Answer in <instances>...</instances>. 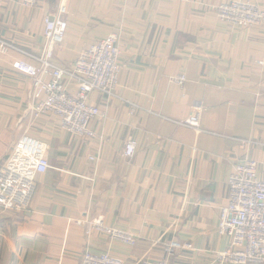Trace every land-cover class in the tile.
Masks as SVG:
<instances>
[{"label":"crops","instance_id":"1","mask_svg":"<svg viewBox=\"0 0 264 264\" xmlns=\"http://www.w3.org/2000/svg\"><path fill=\"white\" fill-rule=\"evenodd\" d=\"M264 0H45L27 8L0 0V165L23 135L47 146L50 168L36 177L30 206L0 215V264H81L106 252L124 264L162 259L170 243L191 244L168 264H212L225 248L216 226L233 166L246 157L264 173V24L232 29L213 7ZM67 22L53 63L70 70L79 52L119 36L120 71L109 101L76 138L52 114L34 117L31 80L16 61L35 65L43 18ZM262 62V64H258ZM183 75L178 86L170 78ZM71 94L75 82H68ZM133 113L130 114V111ZM196 116L199 131L183 125ZM131 160L122 157L127 139ZM92 158V159H91ZM102 218L137 238L133 247L77 226Z\"/></svg>","mask_w":264,"mask_h":264},{"label":"built area","instance_id":"2","mask_svg":"<svg viewBox=\"0 0 264 264\" xmlns=\"http://www.w3.org/2000/svg\"><path fill=\"white\" fill-rule=\"evenodd\" d=\"M45 0H22V5L32 8ZM220 21L232 29L264 24V9L255 4L233 1L217 8ZM1 15V6H0ZM67 22L60 14L43 18V47L39 55H27L35 65L16 61L14 70L31 80V99L34 117L52 114L59 119L60 128L76 138H93L90 122L100 115L97 107L89 103L91 94H99L106 101L114 97L120 71L119 36L110 32L89 48L79 52L70 70L53 63L54 50L64 39ZM7 45L1 46V52ZM262 64V62H258ZM170 81L182 86L185 76L178 75ZM68 82H75L77 92L71 94ZM133 110L130 111V114ZM199 131L196 116L183 124ZM136 142L127 139L122 157L131 160L136 152ZM47 146L28 135H23L13 145L0 165V215L5 212L20 213L30 206L35 190V180L49 168ZM92 159V158H91ZM74 223L85 228V233L106 236L109 240L133 247L137 238L127 232L108 227L102 218L79 219ZM219 238L226 241L225 248L213 253L212 264H264V173L260 174L256 161L246 157L232 168L228 178V198L219 209L216 226ZM192 251V245L170 243L164 248L162 259L144 264H168L176 251ZM81 264H124L123 260L106 252L84 253Z\"/></svg>","mask_w":264,"mask_h":264},{"label":"rangeland","instance_id":"3","mask_svg":"<svg viewBox=\"0 0 264 264\" xmlns=\"http://www.w3.org/2000/svg\"><path fill=\"white\" fill-rule=\"evenodd\" d=\"M236 2V1H235ZM241 2H245V3H249L250 4V2H247V1H241ZM231 3V2H230ZM251 4H253V3H251ZM221 5H226V3H221V4H218V5H216V6H214L213 7V9H214V13H215V15H216V18L218 19V21L219 22H221V23H223V24H225L224 22H222V21H220L219 20V18H218V14H217V8L219 7V6H221ZM256 5V4H255ZM258 6V5H257ZM258 7H260V6H258ZM261 9H264V7H260ZM2 9V8H1ZM226 25V24H225ZM227 26V25H226ZM229 27V26H228ZM249 28H251V27H248V28H242V29H249ZM9 47V46H8ZM1 50V49H0ZM0 53H3V52H1L0 51ZM120 67H121V64H120ZM82 219V218H81ZM79 220V219H78Z\"/></svg>","mask_w":264,"mask_h":264}]
</instances>
